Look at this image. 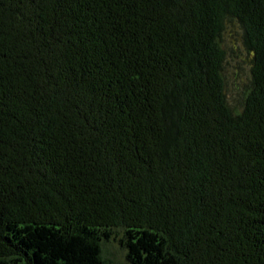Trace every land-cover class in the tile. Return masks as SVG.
<instances>
[{
	"label": "trees",
	"instance_id": "trees-1",
	"mask_svg": "<svg viewBox=\"0 0 264 264\" xmlns=\"http://www.w3.org/2000/svg\"><path fill=\"white\" fill-rule=\"evenodd\" d=\"M110 248L264 264V0H0V264Z\"/></svg>",
	"mask_w": 264,
	"mask_h": 264
},
{
	"label": "rangeland",
	"instance_id": "rangeland-1",
	"mask_svg": "<svg viewBox=\"0 0 264 264\" xmlns=\"http://www.w3.org/2000/svg\"><path fill=\"white\" fill-rule=\"evenodd\" d=\"M233 30L237 31L238 29L236 27H234ZM239 37H240L239 31H237V33L234 32L233 37L226 38L225 43L229 47H231V46H233L234 39H238L235 41V43H238ZM238 61H239V58H238V56H236V54L233 53V47H231L228 51V63L226 64V67H225V75H226L230 90L232 92L234 91L235 94L238 93V91L242 85L241 82L236 83V85H234V83H233V76H234L233 71L235 70V68L237 69L240 65L237 63ZM241 67H244V68L238 70V75H240V80L246 81V77L248 74V66L243 63V65H241ZM237 81H235V82H237ZM106 253H108L109 256ZM105 256L106 257L108 256L109 260H111L110 264H127L128 263L124 260V252L123 251H121V252L117 251V250H115V248H110L107 250V252L105 251L104 252V258H106Z\"/></svg>",
	"mask_w": 264,
	"mask_h": 264
}]
</instances>
